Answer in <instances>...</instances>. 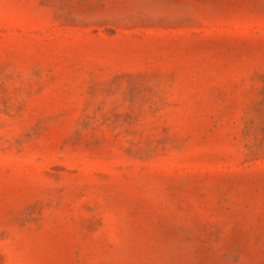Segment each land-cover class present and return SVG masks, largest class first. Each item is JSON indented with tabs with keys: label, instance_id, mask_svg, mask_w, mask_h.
<instances>
[{
	"label": "rangeland",
	"instance_id": "1",
	"mask_svg": "<svg viewBox=\"0 0 264 264\" xmlns=\"http://www.w3.org/2000/svg\"><path fill=\"white\" fill-rule=\"evenodd\" d=\"M0 264H264V0H0Z\"/></svg>",
	"mask_w": 264,
	"mask_h": 264
}]
</instances>
